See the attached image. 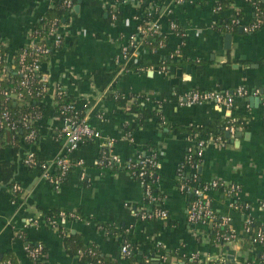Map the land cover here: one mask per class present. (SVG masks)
<instances>
[{
	"label": "crops",
	"instance_id": "obj_1",
	"mask_svg": "<svg viewBox=\"0 0 264 264\" xmlns=\"http://www.w3.org/2000/svg\"><path fill=\"white\" fill-rule=\"evenodd\" d=\"M215 1L190 0L176 6L169 0L153 21L168 34L164 46L138 61H125L121 48L137 33L138 14L144 13L123 8V20L114 21L109 9L113 0H73L69 20L62 24L67 43L44 60L40 70L51 88L61 86L74 98L75 106L102 137L67 152L62 115L53 95H45L37 120V139L18 148L9 145L0 154V256L10 254L18 264H35L26 250L25 234L44 246L51 264H82L80 255L69 251L64 238L75 235L84 243L96 244L116 264H130L121 250L125 231L160 248L162 252H154V264H184L185 258L204 264L211 260H218L217 264H264V244H251L246 230L248 215L257 218L264 229V209L259 203L264 200V101L253 92L236 97L231 107L210 101L189 104L183 99L192 90L238 86L264 90V24L250 33L241 27L236 31L223 29L224 13L217 12ZM50 3L0 0V42L7 46V71L15 68V52L31 43L29 30ZM174 5V16L184 27L182 34L167 24V8ZM233 11L242 14L244 23L255 18L254 6L246 0H233L229 12ZM138 62L140 65L135 66ZM114 90L126 96H145L147 106L162 113L166 126L162 128L154 118L147 119L129 136L125 126L136 115L129 109L123 111L109 97ZM229 118L238 124L232 133L225 126L222 141L201 133L189 136L187 132L217 119L229 122ZM200 140L206 143L198 155L195 152ZM102 143L123 162L156 153L155 191L161 201L147 202L143 184L124 166L112 170L98 165ZM151 143L157 146L155 151H151ZM189 148L198 162L189 165L188 172L203 182L219 179L238 184L239 202L251 207L249 211L235 208L226 192L215 187L208 190L220 222L224 217L229 219L226 224L231 234L223 243L212 235L215 225L188 219L193 194L178 186L177 168ZM35 150L38 164L28 165L26 154ZM63 155L72 166L56 185L46 177L43 164H49L48 172L55 176L59 167L53 162ZM3 163L13 166L9 180ZM15 185L19 191L13 189ZM143 207L163 208L167 217L142 220L135 211ZM58 209L78 210L82 218L65 221V231H60L44 219L46 213ZM35 219L40 222L34 224Z\"/></svg>",
	"mask_w": 264,
	"mask_h": 264
},
{
	"label": "trees",
	"instance_id": "obj_2",
	"mask_svg": "<svg viewBox=\"0 0 264 264\" xmlns=\"http://www.w3.org/2000/svg\"><path fill=\"white\" fill-rule=\"evenodd\" d=\"M169 0H142L140 6L135 7L133 4H124L120 6V10L118 13V19L120 21L123 20L124 17V11L123 8L126 10H131L132 8L135 9V11L138 13H144V16L139 15V25L143 28H148L152 22L155 20L157 15H159L160 11L163 8H166L167 2ZM173 3L176 2V6L181 5V3H178V0H171ZM190 1V0H185ZM205 0H202V2ZM247 2L251 3L254 6H258L261 11H264V0H246ZM253 1V2H252ZM233 0H216L214 5L215 8L220 6V9H217V12L224 13L221 18V26L223 29H228L227 27L231 26V29L233 31H236L239 27L232 24L231 20L233 16L236 17H242V14L239 12V14L236 15V12L233 11L232 13L229 12V7ZM150 4H152V10L154 11H147L146 7H148ZM176 6H172V13L169 14L168 18V27H171L172 23H175L177 27L174 29L175 33L182 34L184 32L183 25L180 20V18L174 16V13L176 11ZM68 8L64 5V0H53L52 3L48 5L46 10L44 11L42 17L35 23L34 25V36L37 37L40 40H44V38L48 35L50 30L59 24H64L68 22ZM168 14V13H167ZM255 19V18H254ZM141 23V24H140ZM229 29V30H231ZM36 30V31H35ZM139 36H143L145 41V47L148 50V53L150 52L152 47L157 46L158 43L161 40H167L168 34L162 31H148L145 34H139ZM67 43L66 36H64L62 43L54 47L52 46V53L65 45ZM27 46V45H26ZM21 49L17 50L15 52V68L11 71L6 70V61L4 62L3 66L0 68V74L6 73V76L4 79H0V120L3 119V113L5 111L9 112V116L11 118L10 123L4 122L3 126H0V154L4 152V150L9 145H14L17 148L24 142H32L37 139V136L33 140H27L25 137L29 133L28 128L24 126V121H28L29 119L33 118L35 119L32 123L33 129L38 132V119L39 115H41V112L43 110V100L45 97L44 92H41L42 86L49 85L48 82L42 78L41 81L36 82L33 86L35 87V91L33 95H27L25 94V98L22 101L17 100L14 97H6L4 94L1 93V89L7 90L16 88L21 79L22 75L17 72L18 69V59L19 54L21 52ZM4 53H7V49L3 50ZM44 61V60H43ZM42 61V62H43ZM140 65V63H136L135 66ZM113 98L116 103L123 109V111L130 110L131 113L135 114L136 117L132 120L131 123L127 124L125 126V130L129 135H133L135 130L147 119H156L158 125H160L162 128L166 126L164 122V118L162 116V113L158 111L157 109L150 108L147 106V99L145 96L139 95V94H133L131 96H126L117 90H114L110 96ZM75 100L72 96L67 95L65 92L63 96L59 99L58 104L56 105L58 111L60 103L68 104L73 103ZM130 101H132L130 103ZM146 102V103H145ZM81 112V116H84L83 111L81 109H78ZM60 113V111H59ZM61 114V113H60ZM63 118V116H61ZM231 118L228 119L229 122H222L220 120H213L209 122L207 125L197 128H188L187 132L189 136H195L196 133H201L205 135L206 137H217L219 135L225 137V126H227L230 123ZM234 126H237V121L232 122ZM26 128V129H25ZM24 140V141H23ZM151 145V151H155L157 146L154 144ZM35 154L36 150L34 151ZM151 158L150 155H145L141 159L142 160H149ZM157 158H155V161ZM198 162L196 159V154H193L191 159H185L182 163L178 165L177 168V175H178V186L189 192L192 191L193 188H203L205 185H209L210 189L213 188V186H210L209 182H203L196 174L188 172L187 168L189 165H195V163ZM124 166V165H122ZM105 169L104 166H101ZM118 166H113L112 170H115ZM125 168V167H124ZM144 169L146 171V174L144 177H139L135 174H133L138 180L144 179L145 182L149 183L151 186V192L156 197L157 203L161 201L160 196L157 195L155 188H156V178H157V167L156 165L152 166L150 162H146L144 167L143 164H139L138 166H135L131 170L133 171H140ZM3 170L6 177V180L10 179V175L13 170V166L10 164L3 163ZM153 172L152 175L150 173ZM65 177V176H64ZM190 188V190H187ZM215 188H218L221 192H225L226 189L224 186H217ZM193 193V192H192ZM159 199H158V198ZM196 198V196L193 194L191 196V201H193ZM151 200L147 198V202H150ZM156 202V201H155ZM240 204V207L242 206L241 203L238 201V205ZM245 210V209H244ZM65 211L67 213L71 212L72 210H65V209H58L54 211H50L44 215L45 221L52 220L54 218L59 217L60 212ZM78 216L79 219L82 217L78 213V210H74ZM71 219V218H69ZM73 220V219H71ZM255 220V221H254ZM253 223L250 225V233H249V242L253 244L254 238L257 237V232L261 228L260 225L257 223V218H254ZM220 223V217L216 214V220H215V226L211 229L212 235L217 238V240L221 243L225 241L228 234H231V232L227 228V224L225 226L222 225H216ZM60 231H65L64 224H57ZM264 230L263 228H261ZM124 235V243H128L130 245L131 254L127 259L129 260L130 264H154L156 255H154V252H160V248L155 247V244L142 240V239H135L131 234L123 231ZM26 237L27 244H29L32 247H35L38 245L39 242L34 243L32 242L27 235L24 234ZM65 241L67 245L69 246V251L73 253L74 255H80V261L82 264H116L111 258L103 255L96 244L94 243H84L83 240L79 236H64ZM250 243H246L248 246ZM44 247V246H43ZM152 249V250H151ZM150 250V251H149ZM162 252V251H161ZM45 253V248H44ZM160 258V256H159ZM162 259V255L161 258ZM185 264H204L203 262H199L196 259L191 258H185ZM218 260H211L208 264H217ZM264 261V258H263ZM0 264H18L15 257H13L10 254L0 256ZM35 264H37L35 262ZM241 264H249L248 262H242Z\"/></svg>",
	"mask_w": 264,
	"mask_h": 264
},
{
	"label": "built area",
	"instance_id": "obj_3",
	"mask_svg": "<svg viewBox=\"0 0 264 264\" xmlns=\"http://www.w3.org/2000/svg\"><path fill=\"white\" fill-rule=\"evenodd\" d=\"M49 2H53V0H48ZM185 0H178V3H182ZM142 0H113V2L109 5V9L111 12V17L113 20L118 19V13L120 10V6L124 4H133V6L138 7L140 6ZM176 4V2H175ZM64 5L66 8L71 9L73 5V0H64ZM254 6V5H253ZM147 10L152 9V4H150L148 7H146ZM220 9L219 7H216V10ZM168 14L172 13V6L167 8ZM255 10V19L250 23H244L242 20V17H236L233 16L231 23L241 27L244 32L250 33L257 30L260 25L264 24V11H261L258 6H254ZM239 14V12L236 11V15ZM232 26V25H231ZM231 26L227 27L228 29H231ZM177 27L175 23L171 24V28L174 30ZM64 26L62 24L56 25L53 27L48 35L44 38V40H40L37 37L34 36V27L29 30V37L31 43L27 46H24V48L21 50L19 54L18 59V69L17 72L22 75V79L19 83V85L16 88L3 90L1 89V93L4 94L6 97H14L19 101H22L25 98V94L27 95H33L35 91V87L33 86L36 82L42 80V73L40 70V66L42 64L43 60H46L51 52H52V46L54 47L59 46L62 41L65 34V30H63ZM159 31L160 26L156 24L155 22L148 27L143 28L139 25L138 31L135 35H132L129 39V42L127 44H123L121 48V57L125 61H129L131 59L138 61L141 58H143V55L148 53V50L145 47V41L143 36H139V34H145L148 31ZM164 40H161L157 46L152 47L150 52H156L158 48H161L164 46ZM5 42H0V68L3 66L4 62L6 61V53L3 52L6 48ZM180 50H176V53ZM176 54H173L172 57H174ZM165 66H163V69ZM6 76V73L0 74V79H4ZM41 92H44L46 95L48 92H50L53 95L54 102L57 105L59 99L63 96L64 90L61 86H57L55 88H51L49 85H43ZM250 92H253L254 94L259 95L262 100L264 101V90L261 91L260 88H255L253 90H249L248 88L244 86H238L234 89H212V90H192L188 91L184 94L183 99L186 103L189 104H195V103H203V102H213L217 106H225V107H231L234 103V100L236 97L239 96H246ZM184 104V102H181ZM59 111L61 115L63 116V127L62 132L65 136V147L67 152L74 151L76 148L79 147L80 144L96 139L101 138V133L99 130L94 128L85 118V116H81V112L78 110V108L75 106L74 103H68L63 104L60 103ZM40 117V115L38 116ZM35 119L31 118L28 121H24V126L26 128H29V133L26 135L27 140H33L37 136V132L32 127V123ZM11 118L9 116V112L5 111L3 113V119L0 120V126H3L4 122L10 123ZM226 129L232 133L235 130V126L230 122ZM130 136V135H129ZM216 140L222 141V136H217ZM206 143L205 140H200L197 145V153L198 155H201L203 152V146ZM101 145V153L100 157L97 160L98 165L104 166L105 168H113V166H122L129 171L132 172V174H135L139 177H144L146 174V171L141 168V170L138 171H132L131 169L135 166H138L140 163L143 164V167L146 162H150L152 166L158 164V161H155L156 153H152L150 156L151 158L149 160H127L126 162H123L121 158H119L117 155L112 154L110 150L107 148L106 143H102ZM192 148L188 149L187 157L186 159H191L192 155L195 154ZM25 162L28 165H36L38 164V158L34 151H30L26 154ZM59 167L58 174L55 176H52L48 170H49V164L45 163L43 164V167L45 168V175L46 177L56 185L60 184V182L63 180L64 176L67 175L68 171L71 168V162L68 156L63 155L61 157H58L55 162ZM153 172L150 173L152 175ZM140 182L143 184L145 188V194L148 199L151 200V202H154L156 200V197L151 192V186L149 183L145 182L144 179H141ZM210 186L217 187V186H224L226 189V194L229 195L231 199L234 200L233 206L235 208H243L247 211L251 208L249 204H245L244 206L238 205L239 201V194H240V186L235 183H227L223 182L219 179H213L210 182ZM15 191H19V186L15 185L13 187ZM210 189L209 185H205L203 188H193L192 194L196 196V198L190 202L189 207L187 209L188 213V219L192 223H200L205 225H215L216 220V213L215 209L213 208L211 198L208 195V190ZM190 190V188H188ZM260 206L262 209H264V200H261ZM135 215L139 217L142 220H151L156 218H164L167 217V211L163 208H141L137 209L135 211ZM71 219H79L78 214L72 210L71 212L67 213L65 211H61L59 217L54 218L52 220L46 221L48 224L52 225L55 228H58V219L61 220L60 224H64L65 221H68ZM229 219L227 217L222 218V222L216 224V225H224L228 223ZM40 222L39 219L33 220L34 224H38ZM253 223V219L251 216H247L246 218V230L247 232H250V225ZM254 241L257 243L264 244V230L261 228L257 232V237L254 238ZM26 250L28 252V255L31 257V259L36 262L37 264H51L49 260L47 259L46 253H44V247L41 243H38L35 247L30 246L29 244L26 245ZM122 253L127 258L131 254L130 245L128 243H124L122 245Z\"/></svg>",
	"mask_w": 264,
	"mask_h": 264
},
{
	"label": "bare ground",
	"instance_id": "obj_4",
	"mask_svg": "<svg viewBox=\"0 0 264 264\" xmlns=\"http://www.w3.org/2000/svg\"><path fill=\"white\" fill-rule=\"evenodd\" d=\"M253 2V1H252ZM125 6V5H124ZM141 24V23H140ZM36 31V30H35ZM53 87V86H52ZM146 103V102H145ZM61 116V115H60ZM236 117V116H235ZM242 124V123H241ZM234 125V124H233ZM26 129V128H25ZM29 129V128H28ZM126 131V130H125ZM56 172V171H55ZM240 205V204H239ZM185 264V263H184ZM188 264V263H187Z\"/></svg>",
	"mask_w": 264,
	"mask_h": 264
},
{
	"label": "water",
	"instance_id": "obj_5",
	"mask_svg": "<svg viewBox=\"0 0 264 264\" xmlns=\"http://www.w3.org/2000/svg\"><path fill=\"white\" fill-rule=\"evenodd\" d=\"M231 259H233V256H230Z\"/></svg>",
	"mask_w": 264,
	"mask_h": 264
}]
</instances>
